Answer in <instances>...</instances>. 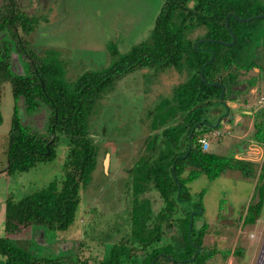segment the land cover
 Masks as SVG:
<instances>
[{
    "label": "trees",
    "instance_id": "obj_1",
    "mask_svg": "<svg viewBox=\"0 0 264 264\" xmlns=\"http://www.w3.org/2000/svg\"><path fill=\"white\" fill-rule=\"evenodd\" d=\"M5 1L0 10V86L3 82L10 84L13 104L4 151V172H24L37 161L53 159L55 146L62 138L66 141V153L61 165L63 178L58 186L51 182L16 201L11 197L5 199L3 230L14 234L20 226H28L41 232L45 229L65 231L75 219L79 190L91 181L97 164L87 121L100 93L136 68L169 66L178 73L185 72L186 78L173 87L168 99L153 108V113L162 115L161 119L153 120L151 127L158 132L146 138L149 149H145V156H139L129 170L132 194L129 238L108 245L97 264L127 263L130 249L126 241L131 247L159 242L162 222L164 225L174 212L175 204L182 202L188 209L182 208L183 216L174 219L178 222L179 235L172 236L164 246H151L141 264H155L159 257L174 264H204L214 251H205L201 246L207 223L194 229L193 219L200 204L199 201L190 203L186 185L200 174L209 179L226 170L236 171L248 179L254 174V162L235 158L232 153L219 155L202 150L201 140L213 127H219V123L213 126L207 113L212 112V117L221 120L227 110L226 101L235 99L233 92L238 91L240 84L238 76L241 72L257 69L255 60L245 61V58L250 50L259 48L253 43L256 23L264 17L257 15H264V6L261 7L258 0H162L147 42L137 43L120 55L109 44L108 52L113 61L108 66L85 70L67 81L59 53L47 50L39 56L27 39L37 26V18L17 10L14 0ZM197 29L200 33L190 36ZM13 52L24 63L26 73L11 69L10 54ZM248 83L252 85L253 80ZM20 99L26 115L40 106L47 109L45 134L31 131L22 123L17 104ZM252 139L264 145V124L260 121L253 123ZM157 142L160 149L156 152ZM149 186L157 191L163 203L153 217L149 200L138 199ZM201 195L202 192H198L197 200ZM263 201L264 151L253 194L238 217L241 225L255 224ZM163 247L176 248L179 259L174 260L165 251L161 252ZM235 253L240 254L239 251ZM37 254L36 250L23 248L11 238L0 236V264L71 263L59 254L53 258H38Z\"/></svg>",
    "mask_w": 264,
    "mask_h": 264
},
{
    "label": "rangeland",
    "instance_id": "obj_2",
    "mask_svg": "<svg viewBox=\"0 0 264 264\" xmlns=\"http://www.w3.org/2000/svg\"><path fill=\"white\" fill-rule=\"evenodd\" d=\"M14 1L17 10L37 18V26L27 36L31 47L39 56L47 50L57 51L63 61L67 81H72L85 70H100L108 66L113 61L108 52L109 44L120 55L137 43L147 42L162 4V0ZM258 1L261 7L264 6V0ZM5 2L0 0V10ZM256 26L253 45L259 48L250 50L245 61L255 60L257 69L241 72L238 76L240 84L238 91L233 92L235 99L226 101L227 110L221 120L212 117V112L207 113L213 126L219 123V127H213L202 139L206 142V148L202 144V150L219 155L232 153L235 158L254 162V174L249 179L231 170L213 179L200 174L186 185L190 203L199 201L201 209L194 216V229L203 222L207 223L201 246L205 251H214L204 264H264V201L255 224L241 225L238 219L253 194L258 164L264 151V145L252 139L253 123L260 121L264 124V17ZM197 33H200L199 29L190 36ZM11 60L14 72L26 73L24 63L16 58L14 52ZM185 78V72L178 73L169 66L162 69L142 67L126 73L106 87L87 121L97 164L91 181L79 190L73 223L65 231L45 229L41 232L20 226L14 234L3 230L5 199L11 197L16 201L51 182L58 186L63 178L61 165L66 141L59 139L53 159L37 161L24 172L6 174L4 151L13 103L10 84L3 82L0 86V236L11 238L23 248L38 251V258H53L59 254L64 261L73 264L83 261L97 264L103 247L128 239L132 199L129 170L139 156H145V149H149L145 144L146 138L158 132L151 127L153 120L161 119L162 115L153 113V108L163 99H168L173 87ZM248 80H253V84L249 85ZM21 101L18 100L17 104L22 123L27 124L31 131L45 134L47 109L40 106L26 115L21 109ZM156 145L157 152L160 149L158 142ZM185 174L186 171L182 176ZM198 192H202L200 200H197ZM142 198L149 200L152 217L163 207L157 191L150 186L138 195V199ZM182 208L188 209L187 204H175L170 219L164 222L165 226L162 222L160 241L144 247L146 252L151 246H164L172 236L179 235L178 222L174 219L183 216ZM167 220H170V226H166ZM126 245L131 248L129 241ZM160 251H165L174 260L179 259L176 248L163 247ZM136 252L138 258L142 257L143 250L137 249ZM227 252L229 254L225 255ZM159 258L155 264H174Z\"/></svg>",
    "mask_w": 264,
    "mask_h": 264
},
{
    "label": "crops",
    "instance_id": "obj_3",
    "mask_svg": "<svg viewBox=\"0 0 264 264\" xmlns=\"http://www.w3.org/2000/svg\"><path fill=\"white\" fill-rule=\"evenodd\" d=\"M230 117V116H229ZM170 220L169 221H167V223L166 224H168L167 226H170ZM156 247V246H155ZM105 248H107V247H103V250H102V253H101V257H100V259L99 260H101V258H102V256L104 255V253H105ZM137 249H141V250H143V255H142V257L150 250H148L147 252H146V250H145V248L144 247H141V246H137V245H133L131 248H130V250H129V259L127 260V263L128 264H141V258L142 257H140V258H138L137 257ZM136 259H138V260H136ZM163 259V258H162ZM136 261V263H132V262H135ZM171 262V261H170ZM178 264V263H177Z\"/></svg>",
    "mask_w": 264,
    "mask_h": 264
},
{
    "label": "water",
    "instance_id": "obj_4",
    "mask_svg": "<svg viewBox=\"0 0 264 264\" xmlns=\"http://www.w3.org/2000/svg\"><path fill=\"white\" fill-rule=\"evenodd\" d=\"M261 16H264V15H257V17H261ZM225 18H226V16H225ZM234 39H232V41H233ZM222 92H223V87H221V91H220V94H219V96H220V98H221V94H222ZM19 114H20V111H19ZM228 116H230L231 117V114H228ZM203 147H204V145H203ZM45 155H47V152H45ZM107 156V155H106ZM107 160V158L105 157L104 158V161H103V164L105 165V161ZM199 212H201V209H199L198 210ZM199 248H197V250H198Z\"/></svg>",
    "mask_w": 264,
    "mask_h": 264
},
{
    "label": "built area",
    "instance_id": "obj_5",
    "mask_svg": "<svg viewBox=\"0 0 264 264\" xmlns=\"http://www.w3.org/2000/svg\"><path fill=\"white\" fill-rule=\"evenodd\" d=\"M201 143L204 145V148H206V142H204L203 140H201Z\"/></svg>",
    "mask_w": 264,
    "mask_h": 264
},
{
    "label": "flooded vegetation",
    "instance_id": "obj_6",
    "mask_svg": "<svg viewBox=\"0 0 264 264\" xmlns=\"http://www.w3.org/2000/svg\"><path fill=\"white\" fill-rule=\"evenodd\" d=\"M10 56H11V54H10ZM10 62L12 63V60L10 59Z\"/></svg>",
    "mask_w": 264,
    "mask_h": 264
}]
</instances>
